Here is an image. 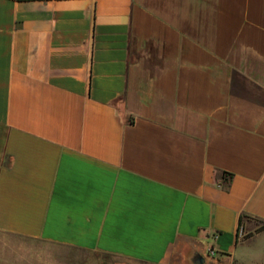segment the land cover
I'll use <instances>...</instances> for the list:
<instances>
[{
  "label": "crops",
  "instance_id": "crops-1",
  "mask_svg": "<svg viewBox=\"0 0 264 264\" xmlns=\"http://www.w3.org/2000/svg\"><path fill=\"white\" fill-rule=\"evenodd\" d=\"M242 215L264 223V0H0V264L244 260Z\"/></svg>",
  "mask_w": 264,
  "mask_h": 264
},
{
  "label": "rangeland",
  "instance_id": "rangeland-1",
  "mask_svg": "<svg viewBox=\"0 0 264 264\" xmlns=\"http://www.w3.org/2000/svg\"><path fill=\"white\" fill-rule=\"evenodd\" d=\"M0 239H19L11 235L0 233ZM238 243L244 251L248 253L245 259L236 260L227 255L211 254L207 250V255L202 257L203 263H199L200 253L187 246L182 252H177L172 256L168 264H262V249H264V223L256 219H250L247 229L244 228V223L240 228ZM62 264H142L126 262L122 259L108 256L93 254L84 251H62Z\"/></svg>",
  "mask_w": 264,
  "mask_h": 264
},
{
  "label": "trees",
  "instance_id": "trees-1",
  "mask_svg": "<svg viewBox=\"0 0 264 264\" xmlns=\"http://www.w3.org/2000/svg\"><path fill=\"white\" fill-rule=\"evenodd\" d=\"M229 176H231V174H229ZM243 217H245V215H242V216H240V218H239L238 231H239V229H240L241 226H242V223H243Z\"/></svg>",
  "mask_w": 264,
  "mask_h": 264
},
{
  "label": "water",
  "instance_id": "water-1",
  "mask_svg": "<svg viewBox=\"0 0 264 264\" xmlns=\"http://www.w3.org/2000/svg\"><path fill=\"white\" fill-rule=\"evenodd\" d=\"M203 258L202 257H199V263H203Z\"/></svg>",
  "mask_w": 264,
  "mask_h": 264
},
{
  "label": "built area",
  "instance_id": "built-area-1",
  "mask_svg": "<svg viewBox=\"0 0 264 264\" xmlns=\"http://www.w3.org/2000/svg\"><path fill=\"white\" fill-rule=\"evenodd\" d=\"M209 250H210V253H211V254H214V252L212 251V249H211V248H209Z\"/></svg>",
  "mask_w": 264,
  "mask_h": 264
}]
</instances>
